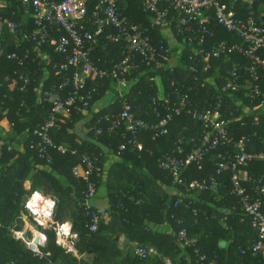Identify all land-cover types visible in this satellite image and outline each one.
<instances>
[{"label": "trees", "instance_id": "obj_1", "mask_svg": "<svg viewBox=\"0 0 264 264\" xmlns=\"http://www.w3.org/2000/svg\"><path fill=\"white\" fill-rule=\"evenodd\" d=\"M221 1L227 3L229 7L235 6L239 18L248 16L246 11L248 4L244 0L239 1L236 5L232 4L231 0ZM119 8L130 24L150 27L152 16L143 12L139 1L120 0ZM255 9L258 19L260 15H263L261 19L264 21V0H260ZM178 15L179 13L174 10L169 11L172 35L179 45L182 44V52L178 53L176 48L171 49L170 41L164 36L161 29L152 31L154 45L157 47L165 45L170 51L172 50L170 58L175 56L178 59V64L172 65V67L167 64L162 69L143 65L138 71H130V76H132L130 81H133V86L127 98L137 116L151 124L157 123L161 117L155 110L158 109L162 114L161 116L165 115L166 111L162 107L163 102L165 96L173 90L172 85L175 84L174 88L190 95L191 108L194 110L207 109L222 98V118L224 120H236V118L243 116L241 121L231 124L234 135L237 138L248 137L250 153H264V107L260 110L261 112L254 110V107L260 104L261 97L251 98V95L255 94V83L252 82L246 72V68L250 64L249 60L238 53H232L227 58H212L209 63L210 67L206 70V64L202 62V58L195 54L201 49L212 51L222 41H227L230 45L240 44L241 41L234 33L221 27L215 19L211 21L210 25L213 36H208L203 43H200L199 38L191 39L192 37L188 35L181 36L175 28V19ZM16 19L19 20V16ZM103 43H105L104 39L101 38V46L96 52V58L102 59L101 66L103 68H110L112 60L120 59L122 45L109 44L108 47L104 48ZM14 51V48L9 46L4 57L0 58V121L5 117L2 115L3 110L7 108L10 111L6 117L12 128L19 134L26 131L32 133L36 126L47 118L50 108L44 101L37 105L38 97L34 88L49 87L58 83L59 78L54 75L53 67L55 63L63 61L64 58L50 52L49 56L52 60L50 64L47 63V60L39 58L35 62L29 61V65L24 69L17 62L8 59L9 54ZM260 56L264 59V51L260 52ZM234 65H238L239 83L245 84L246 89L224 91ZM23 71H27L33 79L27 93L20 91L24 83L16 74V72L22 73ZM111 85L116 87L112 78L98 84L99 94L95 95L94 100L103 96ZM12 86L13 89H11ZM90 86H92L91 83ZM260 86L264 92V77ZM245 91H247L246 95H244ZM116 98L118 109L115 111V115L122 110L118 95ZM153 99H156L157 102L154 103ZM23 100H26L27 106H21ZM35 105L37 107H34ZM176 106L178 107V102L173 100L172 107ZM78 113L80 112L74 111L72 113L73 124L81 120V115ZM99 120H94L95 124L93 123V125H96ZM109 126L108 122L103 123L104 133L101 136L96 137L94 130L91 133L93 132V138H97L98 143L109 144L117 155L124 139L121 133H108ZM202 127L188 111H185L182 115L174 118L169 126V133L165 136L155 138L152 131L142 132L139 139L145 145V150L137 152L129 146L119 156H130L129 158L137 165L133 169L136 174L127 179L126 186L118 185L116 193H110V208L106 211V216L101 220L99 230L95 234L90 233L88 229L89 219L84 215L80 206L85 183L75 178L73 170L76 167L81 169L80 157L84 153L101 155L99 166L102 169L103 156L100 154L101 150L88 143L76 147H68L64 144L70 151L77 150V154L54 152L53 163L46 165L38 158V153L30 148L29 137L22 145V150L17 151L11 148L12 144L10 145L0 135V138L6 142L1 151L2 155H0V264H79L76 258L65 254L56 245L54 225L47 229L49 244L46 252L50 253L48 259L35 257L21 241L12 236V230H20L24 225L21 214L25 213L23 204L27 196L34 190L45 192L46 187L52 190L58 199L55 221L63 220V215L66 213L65 208L75 205V209L72 211L73 229L80 236L79 253L84 256L81 259V264H167L164 257L169 256L168 252H161V255L159 253V256L148 259H140L133 254H127L122 260L116 261L106 260L102 254L97 255L96 245L102 243L104 246L99 247L101 248L99 251H102L103 255L112 253L116 249L113 234L108 235L110 233L106 226L108 219L111 220L115 229L120 230L131 240L138 241L141 246L159 243L156 235L152 233L145 221L149 220L161 224L167 220L169 224L174 226L177 237L181 228H186L190 237H196L200 253L207 255L210 260L215 261V264H264V254L256 257L251 253L242 255V250L249 247L255 240L256 233L251 227L250 221L240 210L238 199L230 195L231 173L224 175L218 190L195 192L191 197L192 199L187 197L184 204L177 208L174 207L179 198L177 190L183 191L184 189H179L174 185L171 177L160 168L159 159L164 154L185 158L200 146L199 138L202 135ZM63 132L61 129L55 130L53 133L54 140L58 144H63L60 142ZM181 149L182 153L180 152ZM226 149L220 148L219 151L208 155L201 169L197 165L191 166L185 172L189 181L209 179L214 174L220 156ZM148 151H151L153 155L151 156ZM144 163H148L150 176L154 177L155 183L162 182L168 187V191L165 190L168 194L165 195L167 197L164 199L157 198L155 200L151 197V202H148L142 195L147 186L152 185L151 179L142 174ZM245 169L250 176H264V163L252 161L247 164ZM27 181L31 182L29 191L25 189V182ZM97 181L99 183L100 178H97ZM173 189L176 190L174 193L171 192ZM194 210L197 211L196 214ZM147 213H150L151 216L144 220L145 217L141 215ZM226 217V226L230 228V231H227L220 224L221 220ZM179 220L183 223L179 224ZM239 229L242 235L234 236L232 230L237 234ZM113 232L111 231V233ZM133 233L135 236H132ZM172 239L174 243L172 248L179 250L177 245L181 246V244L178 238L176 242L175 237ZM221 239L232 242L229 251L220 249L219 241ZM182 249L179 252H184L185 255L180 257V262L172 259V264H200L194 249L188 247H182ZM90 252H93L94 257L93 260L89 261Z\"/></svg>", "mask_w": 264, "mask_h": 264}, {"label": "built area", "instance_id": "obj_2", "mask_svg": "<svg viewBox=\"0 0 264 264\" xmlns=\"http://www.w3.org/2000/svg\"><path fill=\"white\" fill-rule=\"evenodd\" d=\"M134 1H139L143 12L152 16L150 27L130 24L119 8L120 0H0V58L4 57L9 46L15 51L9 54L8 59L17 62L24 69L29 65V61L35 62L39 58L47 60L50 64L52 62L50 52L64 58L53 67L54 75L58 76L59 82L49 87L40 86L36 90L41 100L50 108L47 118L39 123L32 133H28L30 148L38 153V158L46 165L53 163L54 152L77 154V151H70L64 144L55 142L53 133L60 130L63 115L72 111L87 110L95 95L99 94L98 84L109 78L116 83L115 91L122 110L116 115L104 118V121L110 124L108 133H121L124 139L119 147L118 156H121L129 146L134 151L143 152L145 145L139 139L142 132L152 131L155 138L165 136L169 133V126L174 118L188 111L203 126L199 138L200 146L185 158L164 154L159 159L160 168L171 177L174 185L184 189L177 190L179 198L174 207L184 204L187 197L192 199L195 192L218 190L224 175L231 173L230 195L238 199L240 210L256 233L255 240L242 250V255L247 253L255 257L263 255L264 176L256 177L249 174L242 176V172L252 161L264 163V153H250L248 137L237 138L234 135L231 124L239 120L222 118V98L207 109L194 110L191 108L190 95L174 88L173 84V90L165 96L163 102L165 115L161 116V112L156 109L155 112L161 119L151 124L139 118L129 102L127 96L131 93L133 84H129L126 79L130 71H138L143 65L155 69H162L167 64L172 67L170 49L165 45L155 46L152 37V31L157 29L172 32L169 11L179 13L175 19L176 32L181 36H191V39L199 38L200 43L208 36H213L210 25L215 19L225 30L234 33L241 43L230 45L227 41H222L212 51L201 49L195 54L202 58L206 70L209 69L212 58H227L232 53H238L248 59L250 64L246 72L255 83V94L251 95V98L261 97L260 104L255 106L254 110H261L264 107V92L260 86L264 77V59L260 52L264 51V21L261 19L263 15L258 19L255 9L260 0H244L248 4L246 18H239L231 7L221 0ZM239 1L241 0H231L234 5ZM17 16L19 20L16 19ZM101 38L105 42L104 48L109 44L122 45L120 59L112 60L110 68H103L102 59L96 58ZM195 72L198 73L197 70ZM16 74L24 83L20 91L27 93L29 85L33 82L31 75L27 71ZM239 80V67L234 65L223 90H236L235 85ZM90 83L92 86L89 87ZM173 100L178 102V107H172ZM153 102L156 103L157 100L153 99ZM21 106H27L26 100L22 101ZM102 122L99 120L91 129L96 132V137L104 133ZM5 145V140L0 138V155ZM220 148L227 149L221 156L219 155L220 161L214 174L209 179L189 181L185 172L193 165L201 169L207 156L219 151ZM180 152L182 153V149ZM148 153L153 155L151 151ZM100 156L93 153L82 154L80 157L82 170L77 167L73 170L75 178L85 183L80 206L89 219L88 229L92 234L98 232L101 220L106 216V210L95 208L93 205L98 194L97 178L101 177ZM43 193L51 196L58 204V199L52 192L46 190ZM55 212L43 226L35 224L28 215L20 230H12L13 238L21 241L35 257L48 259L50 253L46 252L49 244L47 229L54 225L56 232L59 225L66 223V219L55 221ZM194 213L197 211L194 210ZM178 223L182 224L183 221L179 220ZM71 230L77 233L73 226ZM16 231H24L27 240L18 239L15 236ZM37 231L47 235V242L42 246L29 243ZM56 239L57 236L55 241ZM178 241L182 247L194 249L200 264H215L207 255L200 253L198 239L190 237L186 228L180 229ZM79 243L78 234L75 240L68 237L64 244L56 245L81 264L84 256L79 253ZM134 255L140 259H148L159 256V252L152 245H138L134 249Z\"/></svg>", "mask_w": 264, "mask_h": 264}, {"label": "crops", "instance_id": "obj_3", "mask_svg": "<svg viewBox=\"0 0 264 264\" xmlns=\"http://www.w3.org/2000/svg\"><path fill=\"white\" fill-rule=\"evenodd\" d=\"M231 9L235 12L236 15H238V11L235 8V6H232ZM162 32L164 36L168 38L169 41H171L172 32L170 30H163ZM169 46L171 47V49L176 48V51L178 53L182 52L183 50V48L178 44L177 41L169 42ZM173 58H171L170 64L177 65L178 59L176 57L174 59ZM13 88L14 87L12 86L11 89ZM37 88L38 87L34 88V92L37 94V97H38L37 105H39L43 101L41 100V98L39 97V94L36 91ZM117 103L118 101L116 98L115 87L114 85H111L110 88L106 90L103 96L91 102L87 110L78 113L81 115L80 121H78L76 124H73V121L71 120V118H72V113L74 111H72L70 114H65L61 117L62 121L60 125V130L63 129L64 131L62 134V139L60 140L61 143L67 145L68 147H71V146L76 147L77 145L88 143L92 146L95 145L99 150H101L100 154H102L103 156L101 177L99 181L98 194H97L96 199L93 201V205L95 208L106 210V211H108L110 208V202H109L110 193H116L118 185L126 186L127 179L129 177L135 176L136 173L133 169L137 167L135 162L129 158L130 156H126V157L117 156L114 150L111 149V146L109 144L98 143L96 141V138H93V135H92L93 132L91 133V129L94 127L93 125L94 120L95 121L96 119L102 120L103 121L102 125H103V123H105L104 118L116 113L115 111L118 109ZM34 107H37V106L35 105ZM9 111L10 110L6 108L2 112V115L5 117L2 118L0 121V135L3 138H5L10 145L12 144L11 148L17 151H21L23 147L22 145L27 140L28 131H26L25 133L19 134L12 128V125H10L9 120L6 117ZM147 164L148 163L146 164L144 163L143 165L144 169L142 170V174L151 179L152 185H150V187L147 186V188L145 189L146 191H143L144 194L142 195L148 202H151V197H153L155 200L157 198L164 199L165 197H167L165 195L168 194L166 192L168 191V187H166V185L162 182L155 183L154 177L150 176V172H149L150 169H148ZM247 174H248L247 169L243 170L242 176H246ZM25 189L28 191L31 189L30 181L25 182ZM175 191H176L175 189L171 190L172 193H174ZM226 212L229 213V211H226ZM141 216L145 217L144 220H146V217H150L151 215L150 213H147ZM226 221H227V217L223 218L220 224L222 227H225L227 231H230V228L226 226ZM145 224H148V227L151 228L152 233L156 235L157 239L159 240L158 244L151 243L150 245H154L158 249L160 255H161V252H168L169 256L164 257L166 263L168 262L172 264L171 262L172 259L175 260L176 262H180V257L182 255L184 256L185 253L179 252V250H183L180 245H177L179 247V250L174 247L172 248V245L174 244L172 238L175 237V242L177 241V238H178L176 236V231L174 229V226L172 224H169L167 220H165L161 224L146 220ZM106 226L110 232L108 233V235L113 234V240L116 243V249L113 250L112 253H107L103 255V252L99 251L101 249L99 247L104 246V243H102L100 245H96V252L98 251L97 252L98 254L96 252L95 253L97 255L102 254V256H105L106 260H109V261L122 260V258L127 256V254H130V255L133 254L134 256V249L136 248V246L140 245V243L138 241L131 240L125 234H123L120 230L115 229V227L112 226L111 220L109 219L106 222ZM111 231H114V232L111 233ZM232 232L234 236L242 235V232L240 231V229L237 231L238 232L237 234L233 230ZM132 236H135V234L133 233ZM228 242H230L231 247H232V242L231 241H228ZM89 254H90L88 255L89 261L93 260V257H94L93 252H90Z\"/></svg>", "mask_w": 264, "mask_h": 264}, {"label": "clouds", "instance_id": "obj_4", "mask_svg": "<svg viewBox=\"0 0 264 264\" xmlns=\"http://www.w3.org/2000/svg\"><path fill=\"white\" fill-rule=\"evenodd\" d=\"M57 201L51 196H46L40 190H34L30 196L24 201L23 207L26 210L21 214V218L27 220V216L30 215L35 224L43 226L45 221L50 219L55 212ZM72 225L70 223H63L56 228V243L58 245L64 244L66 238L71 237L73 240L77 238V233L72 232ZM15 236L18 239H26L24 231H16ZM47 242V235L44 232H35L34 239L29 243L42 246Z\"/></svg>", "mask_w": 264, "mask_h": 264}, {"label": "rangeland", "instance_id": "obj_5", "mask_svg": "<svg viewBox=\"0 0 264 264\" xmlns=\"http://www.w3.org/2000/svg\"><path fill=\"white\" fill-rule=\"evenodd\" d=\"M172 37H171V41L170 42H172V41H176V39H175V37L173 36V35H171ZM182 45V44H181ZM180 45V46H181ZM182 47V46H181ZM172 57H174L175 58V56H172ZM173 58V59H174ZM172 65H175V64H172ZM50 73V72H49ZM130 72L126 75V79H127V81L129 82V84H132V82L130 81L131 79H132V76H130ZM235 87H236V91L238 90H245L246 89V85L245 84H241V83H237L236 85H235ZM246 92L247 91H245V94L244 95H246ZM113 93H115V92H113ZM260 111V110H259ZM261 112V111H260ZM236 119H238L239 121H241L242 119H243V116H241V117H239V118H236ZM47 188L48 187H46V190H47ZM173 188V187H172ZM48 192H52V190H50L49 188H48ZM70 208H65V214L63 215V219H66V222L67 223H70L72 226H74V217H73V213H72V211H73V209H75V205H70L69 206Z\"/></svg>", "mask_w": 264, "mask_h": 264}, {"label": "water", "instance_id": "obj_6", "mask_svg": "<svg viewBox=\"0 0 264 264\" xmlns=\"http://www.w3.org/2000/svg\"><path fill=\"white\" fill-rule=\"evenodd\" d=\"M219 247H220V249H222L224 251H229L230 247H231V244H230V242L222 239V240L219 241Z\"/></svg>", "mask_w": 264, "mask_h": 264}]
</instances>
